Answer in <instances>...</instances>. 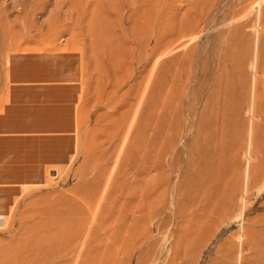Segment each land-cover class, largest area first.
<instances>
[{
	"label": "rangeland",
	"instance_id": "obj_1",
	"mask_svg": "<svg viewBox=\"0 0 264 264\" xmlns=\"http://www.w3.org/2000/svg\"><path fill=\"white\" fill-rule=\"evenodd\" d=\"M22 3L83 90L71 158L0 193V264H264V0Z\"/></svg>",
	"mask_w": 264,
	"mask_h": 264
},
{
	"label": "crops",
	"instance_id": "obj_2",
	"mask_svg": "<svg viewBox=\"0 0 264 264\" xmlns=\"http://www.w3.org/2000/svg\"><path fill=\"white\" fill-rule=\"evenodd\" d=\"M23 0H0V193L74 154L82 83L66 55L30 45ZM1 199V198H0ZM1 205V204H0Z\"/></svg>",
	"mask_w": 264,
	"mask_h": 264
},
{
	"label": "bare ground",
	"instance_id": "obj_3",
	"mask_svg": "<svg viewBox=\"0 0 264 264\" xmlns=\"http://www.w3.org/2000/svg\"><path fill=\"white\" fill-rule=\"evenodd\" d=\"M258 175H259V174H257V176H258ZM257 176H256V177H257ZM247 178H249V176H248ZM240 202H241V201H240ZM229 205H230V204H229ZM227 207H228V205H227Z\"/></svg>",
	"mask_w": 264,
	"mask_h": 264
}]
</instances>
